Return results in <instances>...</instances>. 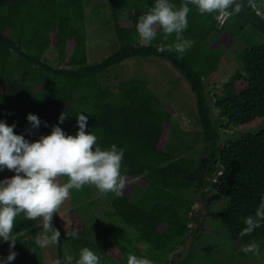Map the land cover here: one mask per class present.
<instances>
[{
  "label": "trees",
  "instance_id": "1",
  "mask_svg": "<svg viewBox=\"0 0 264 264\" xmlns=\"http://www.w3.org/2000/svg\"><path fill=\"white\" fill-rule=\"evenodd\" d=\"M169 2L179 8L187 0ZM236 2L243 5V10L237 15H220L219 19L218 13L201 15L195 5L189 4L188 27L183 35L194 44L179 58L175 51H158L173 44L174 34L165 40L159 26H155L157 37L151 42H144L137 34L139 17L155 0H107L119 46L106 58L91 63L86 41V0H0V120L15 123V133L36 141L41 135L51 134L61 112L67 117L60 127L66 134L75 135L77 114L84 113L88 116L86 132L97 136L102 150L112 144L124 149L121 174L125 188L120 197L105 194L112 206V212H106L107 218L100 220L91 211L96 202L86 200L84 186L72 191L90 224L84 220L66 230L59 209L53 214L54 225L61 232L59 260L64 261L66 256L78 259L80 250L87 247L99 262L106 261V253L115 243L124 256L122 264H127L129 253L148 259L150 264L167 262L176 247L185 246L190 225L196 219L190 190L208 186L206 175H214L216 161L223 171L212 186L228 199L221 212L222 224L242 243L264 237V225L250 235L240 236L246 227L242 218L254 215L264 197V128L222 143L204 85L205 77L227 52L226 37L237 39L249 25L264 35V0ZM128 13L131 21L126 24ZM52 31L56 33L58 65L43 58L51 46ZM151 55L169 60L195 93L206 142L205 153L199 159L160 147L164 132L171 128L172 113L147 80L121 81L114 92L99 79L107 69L128 58ZM235 55L244 70L224 82L214 107L218 116L228 119V125L239 127L264 117V40L235 50ZM65 62L69 66H64ZM239 80L247 82L243 91L237 87ZM115 93L117 99L113 101ZM28 113L39 116V129L27 131L31 128ZM14 175V170L5 168L0 171V180ZM40 221V217L26 220L24 214L16 217L12 235L17 238L18 264H45L43 249L34 243V237L40 235ZM74 229H78L79 239L66 235ZM2 246L7 248L9 242L2 239ZM259 253L264 258L261 247Z\"/></svg>",
  "mask_w": 264,
  "mask_h": 264
},
{
  "label": "clouds",
  "instance_id": "2",
  "mask_svg": "<svg viewBox=\"0 0 264 264\" xmlns=\"http://www.w3.org/2000/svg\"><path fill=\"white\" fill-rule=\"evenodd\" d=\"M189 4L195 5L201 15L217 14L237 15L243 5L236 0H187L179 8L169 0H155V4L139 17L136 31L143 41L151 42L157 37L155 26H159L167 40L174 34V42L158 51H175L179 58L194 44L193 40L183 35L188 27ZM234 5L229 11L230 6ZM67 117L61 112L59 123L52 127L51 134L41 135L39 140L30 141L23 134L14 132L15 123L7 124L0 120V171L5 168L14 170L15 175L0 180V238L9 243V254L0 259V264H9L18 255L13 249L17 238L12 235L13 224L19 214L36 221L42 217L43 234L34 237L35 245L40 248L52 247L59 243L61 232L53 224V214L69 197L71 189H81L84 185H95L102 194L123 195L125 177L121 174V161L124 149L112 144L110 148L101 149L97 136L86 132L88 116L77 114L78 131L68 135L60 127ZM31 128L39 129L41 119L33 113L27 114ZM47 126V122H43ZM95 146V148H94ZM67 176L68 182L60 184L57 177ZM210 186L216 183L217 176L210 178ZM208 181V182H209ZM246 225L240 236L250 235L256 228L264 225V197L256 208L254 215L242 218ZM71 239H79L78 229L66 232ZM36 252L35 248H31ZM245 254H259L260 246L250 243L243 247ZM73 256H66L64 261L57 259L54 264H73ZM75 264H99L98 256L89 248L80 250ZM127 264H150L144 257L129 253Z\"/></svg>",
  "mask_w": 264,
  "mask_h": 264
},
{
  "label": "rangeland",
  "instance_id": "3",
  "mask_svg": "<svg viewBox=\"0 0 264 264\" xmlns=\"http://www.w3.org/2000/svg\"><path fill=\"white\" fill-rule=\"evenodd\" d=\"M86 1V41L88 59L92 63L95 60L101 61L113 53L119 46V41L115 34L111 9L107 0ZM130 21L131 14L128 13L127 17L124 18V22L128 24ZM51 36L53 39L51 46L44 52L43 58L51 64L58 65L55 31H52ZM224 40L227 49L225 56L222 57L215 69L204 79L208 102L212 108L213 121L216 128L222 134V143L226 140L240 137L244 132L257 131L264 128V117L255 119L239 127L230 126L228 125V119L218 116V110L214 107L216 94L221 92L224 82L229 81L237 71L244 70L242 61L235 55V50H241L245 47L262 43L264 35L249 25L246 26L243 33L237 39L226 37ZM71 48L72 45H69V51ZM63 65L69 66L68 62H65ZM99 79L105 87L112 88L114 92H117L118 85L121 81L134 79L147 80L149 86L158 95L161 102L172 113L171 128L164 132L160 147L177 155L191 158H199L205 153L206 142L203 138V128L199 121L195 93L192 91L188 80L169 60L152 55L147 57L134 56L110 67L99 75ZM236 84L240 91H243L247 87V82L243 80L237 81ZM116 99L117 95L115 93L112 100L115 101ZM222 171L223 167L221 163L216 161L212 178L219 176ZM68 180L64 176L57 177V182L60 184H64ZM197 187L192 188L190 191L194 196L195 207L197 206L199 208L201 191ZM83 188H85L87 194L86 200L96 202L91 205V211L96 213L100 220H103L104 217L107 218L106 212H112V206L106 195L100 193L94 185H84ZM72 190L69 192L68 199L59 208L60 216L66 230L70 228L72 223L76 225L82 222L85 223L84 220H87L88 224L91 222L88 220V214L84 212V207L81 206V202L74 200ZM213 193L214 197L210 199L212 201H210L211 204H214V208L211 206V210L213 211L210 214L207 212V216H209L205 218L207 220V227L200 232L201 239L197 243L196 255L188 264H211V257L214 255L213 259L217 258L215 256H217L218 251L215 250V253H212V250H209L208 247H213L212 249L214 247H221L220 250L226 254L222 258L229 257L227 264L234 263L235 261L242 264L246 260H248V264H263L264 258L260 253L245 254L242 251L244 246L250 244L249 242L242 243L238 241L224 227L221 222V212L228 204V199L217 189ZM79 206L82 208L79 211L74 208ZM40 220V235H42L43 218L40 217ZM190 226L192 227V224ZM252 243H257L264 252V237L253 240ZM186 248L187 245L182 249L184 254H182L181 259L186 258L185 254L186 250H188ZM13 250L16 252V248ZM9 251V246L7 248L2 246V239L0 238V256L6 258ZM43 252L46 258L45 264H54L58 259L57 245L43 248ZM106 254L108 260L104 261L100 259V264H122L121 261L124 256L115 243L111 244ZM9 264H18L17 256ZM177 264H180V262ZM181 264H186V262H181Z\"/></svg>",
  "mask_w": 264,
  "mask_h": 264
},
{
  "label": "flooded vegetation",
  "instance_id": "4",
  "mask_svg": "<svg viewBox=\"0 0 264 264\" xmlns=\"http://www.w3.org/2000/svg\"><path fill=\"white\" fill-rule=\"evenodd\" d=\"M211 178L210 174H207V178L206 180L209 181V179ZM208 186H202V189H200V206L199 208L196 206L195 207V210L193 212V216L196 218L195 220H193V222L191 223L192 224V227H190V230L188 232V236H187V241H186V244L187 245V248L188 250H186V253L188 255L185 254V257L184 259H181L182 258V254H184L182 252V249L185 247H176L175 248V253H171V255L169 256V260L167 262H163L162 264H177L180 262H186V264H188L191 259H193V257L196 255L195 252H196V248H197V243L200 242V232H202L204 230V228L207 227V224H206V217L208 218L209 216H207V212H210L213 211L211 210V206L214 208V204H211V198H213V191H215L217 188L215 186H209V184L207 183ZM211 201V202H210ZM210 202V203H209ZM213 215V214H212ZM231 233V232H230ZM232 234V233H231ZM235 238V237H234ZM247 243V242H246ZM209 250L211 249L212 250V253H215L214 251L217 250L218 253H217V258H214L213 259V256L211 257V264H227L228 260H229V257L227 258H222V256H226L225 253L222 252L221 247L217 248V247H214V249H212L213 247H208ZM192 252V255L190 256V253ZM209 254V253H208ZM231 264H241L240 262H234V263H231ZM242 264H248V260H246L245 262L243 261Z\"/></svg>",
  "mask_w": 264,
  "mask_h": 264
},
{
  "label": "water",
  "instance_id": "5",
  "mask_svg": "<svg viewBox=\"0 0 264 264\" xmlns=\"http://www.w3.org/2000/svg\"><path fill=\"white\" fill-rule=\"evenodd\" d=\"M200 158V157H199ZM199 158H196V159H199ZM206 180V179H205ZM209 183L211 184V180L209 181ZM186 255H188L187 253H186Z\"/></svg>",
  "mask_w": 264,
  "mask_h": 264
}]
</instances>
